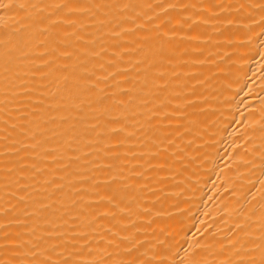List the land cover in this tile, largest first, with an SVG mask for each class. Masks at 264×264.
<instances>
[{"label": "bare ground", "instance_id": "obj_1", "mask_svg": "<svg viewBox=\"0 0 264 264\" xmlns=\"http://www.w3.org/2000/svg\"><path fill=\"white\" fill-rule=\"evenodd\" d=\"M0 264H264V0H0Z\"/></svg>", "mask_w": 264, "mask_h": 264}]
</instances>
